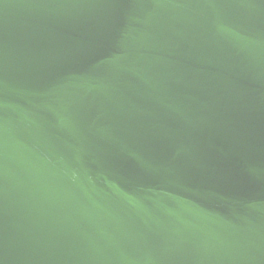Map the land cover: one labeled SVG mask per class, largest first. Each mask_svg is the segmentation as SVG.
Instances as JSON below:
<instances>
[{"label":"water","instance_id":"1","mask_svg":"<svg viewBox=\"0 0 264 264\" xmlns=\"http://www.w3.org/2000/svg\"><path fill=\"white\" fill-rule=\"evenodd\" d=\"M0 264H264V0H0Z\"/></svg>","mask_w":264,"mask_h":264}]
</instances>
